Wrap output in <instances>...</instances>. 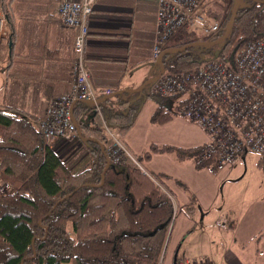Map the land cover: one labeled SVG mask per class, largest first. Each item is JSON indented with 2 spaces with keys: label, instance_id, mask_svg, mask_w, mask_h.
Masks as SVG:
<instances>
[{
  "label": "crops",
  "instance_id": "obj_1",
  "mask_svg": "<svg viewBox=\"0 0 264 264\" xmlns=\"http://www.w3.org/2000/svg\"><path fill=\"white\" fill-rule=\"evenodd\" d=\"M60 1L2 2L7 22L6 37L0 44V106L23 110L38 123L49 101L72 86L79 30L61 22ZM155 21V0H96L86 68L100 97L108 89H138L159 74L152 54ZM191 28H185L168 48L204 39L196 35L188 38ZM146 89L123 92L130 94L126 99L143 104L122 140L138 157L153 145L173 148L153 153L142 165L146 172L163 176L162 185L179 210L161 264H175L177 256L212 264H264V172L259 162L250 165L248 153H243L233 163L213 170L199 167L196 156L180 158L177 152L181 150L207 146L210 135L179 114L185 103L181 96L168 97L174 106L164 101L173 113L170 120L153 123L158 103L145 99ZM64 142L59 138L51 147L70 169L79 171L92 162L95 154L86 144L67 148Z\"/></svg>",
  "mask_w": 264,
  "mask_h": 264
},
{
  "label": "trees",
  "instance_id": "obj_2",
  "mask_svg": "<svg viewBox=\"0 0 264 264\" xmlns=\"http://www.w3.org/2000/svg\"><path fill=\"white\" fill-rule=\"evenodd\" d=\"M232 10L233 6L219 31L206 40L225 33ZM258 39H264V0H241L225 42L169 53L163 61L169 71L192 69L216 51L234 61L245 43ZM128 95L117 94L98 108L85 101L75 103L73 113L82 135L101 141L79 137L95 154L79 171L70 169L45 143L38 120L23 110L0 106V166L16 186L10 194H0V264H161L174 223L173 196L163 187V176L144 172L130 159L106 169L110 140L104 124L125 134L143 104L126 99ZM152 99L158 103L152 122L170 120L173 113L164 97ZM205 148L177 154L197 158ZM172 149L153 145L136 158L144 166L153 153ZM259 166L264 172V154Z\"/></svg>",
  "mask_w": 264,
  "mask_h": 264
},
{
  "label": "built area",
  "instance_id": "obj_3",
  "mask_svg": "<svg viewBox=\"0 0 264 264\" xmlns=\"http://www.w3.org/2000/svg\"><path fill=\"white\" fill-rule=\"evenodd\" d=\"M203 0H155L156 21L153 57L157 60L163 50L185 29L203 19ZM233 6L234 0H225ZM0 0V44L6 37L7 16ZM96 0H61L58 11L64 25L78 28L75 38L73 80L71 88L53 97L38 126L49 146L59 138L79 142L73 107L79 101H96L100 94L92 86L86 68V53L90 22ZM232 2V4H230ZM223 15L213 24L203 27L204 40L217 33L225 20ZM111 93L106 90L102 95ZM146 96L184 98L179 114L198 123L210 135V142L196 162L210 163L215 170L224 163H233L245 152L264 154V39L245 43L230 61L224 56H211L189 70L169 71L151 82ZM146 99V100H147ZM97 108L99 103L94 104ZM104 130L110 140L106 156L116 166L130 159L141 168L136 156L123 143L121 128ZM144 172H146L144 170ZM148 173V172H146ZM15 183L7 179L0 166V194H10ZM173 200V221L178 206ZM175 264H212L207 260L177 256Z\"/></svg>",
  "mask_w": 264,
  "mask_h": 264
},
{
  "label": "water",
  "instance_id": "obj_4",
  "mask_svg": "<svg viewBox=\"0 0 264 264\" xmlns=\"http://www.w3.org/2000/svg\"><path fill=\"white\" fill-rule=\"evenodd\" d=\"M240 6H241V0H234V5H233V10H232V15L230 17V20L227 24V27H226V31L225 33L219 37L218 39H215V40H195V41H192V42H189V43H186L182 46H178V47H169V48H166L165 50H163L161 52V54L158 56L156 62L157 64H159V67H160V72L157 76H155L154 78H151L149 80H147L144 84H142V86H140L138 89H127V90H120V91H115V92H111L109 94H107L106 96L104 97H101L99 99H97L96 101H93V100H88V101H85L87 103H90V104H95V103H102L103 101H106L108 99H110L111 97L117 95V94H120V93H123V92H129V93H134V92H144V90L147 88V86L153 82L154 80H156L160 75H162L165 70H166V66H165V63L163 61V58L164 56H166L167 54L169 53H181V52H184L188 49H191L195 46H217L219 44H222L223 42L226 41V39L229 37L232 29H233V26L235 24V21H236V18L238 16V13H239V10H240ZM219 55V51H216L215 52V56H218ZM76 121V124H77V132H78V135L79 137L83 140V141H92V142H97L99 144H101V141L97 140L96 138H86L82 135L81 133V129H80V126L77 122V120L75 119ZM105 152V151H104ZM106 153V152H105ZM108 164H107V167L106 169L110 166L111 162L110 160L108 159ZM105 169V170H106Z\"/></svg>",
  "mask_w": 264,
  "mask_h": 264
},
{
  "label": "rangeland",
  "instance_id": "obj_5",
  "mask_svg": "<svg viewBox=\"0 0 264 264\" xmlns=\"http://www.w3.org/2000/svg\"><path fill=\"white\" fill-rule=\"evenodd\" d=\"M232 4V2L230 3ZM202 6H203V19L199 20L196 22V24L193 26V28L189 29L187 31V37H192L194 35H196L197 37L202 38L203 35V27L209 26L211 24H213L216 20L220 19L221 16L226 15L225 16V20L228 18L229 14H230V8L232 7L231 5H229L228 3H226L225 0H203L202 1ZM4 11V8H3ZM166 103L167 106H174L173 105V99L172 98H164L163 99ZM79 144V142H64L63 145H67V148L71 145H73L74 147ZM248 153L247 154V159L248 162L250 163H256L259 162L260 158H261V154H257V153H253V152H245ZM252 172L250 171V174ZM5 176V175H4ZM6 177V176H5ZM8 179V178H7ZM246 180L243 181V183Z\"/></svg>",
  "mask_w": 264,
  "mask_h": 264
}]
</instances>
